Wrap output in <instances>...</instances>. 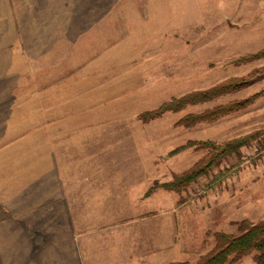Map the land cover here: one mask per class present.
<instances>
[{
    "label": "rangeland",
    "instance_id": "374dc122",
    "mask_svg": "<svg viewBox=\"0 0 264 264\" xmlns=\"http://www.w3.org/2000/svg\"><path fill=\"white\" fill-rule=\"evenodd\" d=\"M261 220L264 0H0V264H196Z\"/></svg>",
    "mask_w": 264,
    "mask_h": 264
},
{
    "label": "trees",
    "instance_id": "16d2710c",
    "mask_svg": "<svg viewBox=\"0 0 264 264\" xmlns=\"http://www.w3.org/2000/svg\"><path fill=\"white\" fill-rule=\"evenodd\" d=\"M223 91H226V85H223L221 88H217L215 90L207 91L204 93H196L194 95L190 94L182 98L173 99L172 101L163 104V106L159 110L151 113L148 112V115L150 118H154L156 116H160L165 111L179 110L184 108L189 103L207 100L208 98L217 95ZM234 108V106L230 107L229 111L233 110ZM223 110L220 112H224ZM146 114H144V116H146ZM240 145L241 143H234V141L229 142L224 146H214L210 143V147L218 152L216 153L215 158L211 157L209 161H207L203 165H200L201 168L199 171L193 170L189 174L177 178V181H175V185L171 183L172 185L168 186L170 188L180 189L179 187L185 186L191 180L199 176L205 170L204 168H207L208 166L214 164L217 161L216 157L225 155L229 152H233L237 150ZM242 225L245 226V229L239 235L224 232H216L215 236L217 239V247L208 255H204L196 264H226L231 258H239L252 251H256L255 260L259 264H264V220H261L260 222L254 224L247 223L246 221H244L242 222ZM167 264L190 263L171 262Z\"/></svg>",
    "mask_w": 264,
    "mask_h": 264
},
{
    "label": "crops",
    "instance_id": "0c3cea01",
    "mask_svg": "<svg viewBox=\"0 0 264 264\" xmlns=\"http://www.w3.org/2000/svg\"><path fill=\"white\" fill-rule=\"evenodd\" d=\"M135 264H137V263H135Z\"/></svg>",
    "mask_w": 264,
    "mask_h": 264
}]
</instances>
